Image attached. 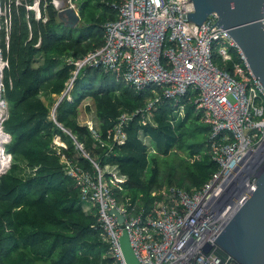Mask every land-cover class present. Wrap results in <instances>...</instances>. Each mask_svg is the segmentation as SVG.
I'll list each match as a JSON object with an SVG mask.
<instances>
[{
	"label": "trees",
	"instance_id": "16d2710c",
	"mask_svg": "<svg viewBox=\"0 0 264 264\" xmlns=\"http://www.w3.org/2000/svg\"><path fill=\"white\" fill-rule=\"evenodd\" d=\"M34 1H0V50L7 62L2 70V100L7 106L2 128L9 135L4 152L11 157L0 175V264H112L94 208L65 174L53 138L61 137L67 148L60 149L75 163L91 173L95 167L57 123L83 145L106 176L113 171L124 179L113 194L133 212L148 210L155 190L190 189L209 179L218 168L208 153L210 126L195 111L196 91L188 89L177 101L158 103L154 124H143L140 115H134L125 127V142L112 144L106 132L120 114L142 108L160 88L150 85L137 91L100 66L79 70L69 95L55 109L56 123L51 117L54 97L66 89L75 69L67 60L103 44V24L117 18V9L110 6L114 0H74L80 22L69 28L58 19L51 0H39L40 17L35 18L34 10L26 7ZM216 46L214 63L230 70L240 60L238 51L230 48L231 60L223 61ZM38 55L41 61L36 64ZM84 98L92 101L108 145H95L88 127L78 122Z\"/></svg>",
	"mask_w": 264,
	"mask_h": 264
},
{
	"label": "built area",
	"instance_id": "2783aa9c",
	"mask_svg": "<svg viewBox=\"0 0 264 264\" xmlns=\"http://www.w3.org/2000/svg\"><path fill=\"white\" fill-rule=\"evenodd\" d=\"M62 1L51 0L57 11ZM67 2L78 10L74 0ZM110 6L117 9V18L103 24V44L67 60L75 69L67 82L70 88L65 90L71 89L85 66H100L137 91L150 85L160 88L142 108L120 114L106 132L112 144L125 142V127L134 115L139 114L143 124L150 123L160 101H177L188 89L196 91L192 102L200 120L210 126L208 153L218 168L199 187L169 186L153 191L151 207L137 212L127 210L113 194V188H121L124 179L113 171L106 176L72 134L75 148L91 161L95 172L69 158L60 149H66V143L56 135L52 145L65 174L74 180L81 199L94 208L112 264H126L119 243L123 229L138 264H240L212 236L249 190L256 188L264 169V87L229 33L217 24L212 26L217 20L215 13L201 25L185 20L193 11L191 0H114ZM36 10L35 18H39ZM262 21L264 28V17ZM215 44L223 61L231 60L230 48L238 51L240 60L234 61L230 70L214 63ZM5 65L7 62L2 68ZM51 115L56 121L55 114ZM82 125L88 127L95 145H108L96 120ZM114 206L123 215V223L110 213Z\"/></svg>",
	"mask_w": 264,
	"mask_h": 264
},
{
	"label": "water",
	"instance_id": "95a60500",
	"mask_svg": "<svg viewBox=\"0 0 264 264\" xmlns=\"http://www.w3.org/2000/svg\"><path fill=\"white\" fill-rule=\"evenodd\" d=\"M191 2L193 11L188 13L185 20L201 25L210 18L211 13H215L217 20L212 26L217 24L229 33L251 71L259 78L264 87V28L262 21L264 0H191ZM59 7L58 19L64 26L73 28L79 24L78 10L70 7L67 0H63ZM64 96L65 94H61L52 113L55 112ZM57 124L61 126L59 123ZM62 129L64 130L63 127ZM65 132L71 135V133ZM255 156L259 157L260 153ZM5 171H2L0 175ZM245 178L246 176L242 178V183ZM110 213L117 217L119 223H123V215L117 207H112ZM212 239L240 264H264V169L258 175L256 188L249 190L212 236ZM119 243L126 264H138L125 229L119 237Z\"/></svg>",
	"mask_w": 264,
	"mask_h": 264
},
{
	"label": "rangeland",
	"instance_id": "374dc122",
	"mask_svg": "<svg viewBox=\"0 0 264 264\" xmlns=\"http://www.w3.org/2000/svg\"><path fill=\"white\" fill-rule=\"evenodd\" d=\"M1 1V0H0ZM34 3L35 4H37V3H39V0H35L34 1ZM33 8H35L34 9V13H35V15H36V12H37V10H36V8H38L39 9V5L36 7V5H31ZM4 15V9L2 8V5H1V2H0V30H1V26H2V24H1V20H2V16ZM7 23V22H6ZM76 33V32H75ZM7 40H8V37L6 36V42H7ZM0 61H1V64H2V62L4 63V62H6V61H4L3 59H2V54H1V50H0ZM40 61H41V57H40V55H38L37 57H36V64H38V63H40ZM2 70H3V68H2ZM1 80H0V102L3 104L2 106H3V108H1L0 110H1V112H2V116H1V119L2 120H4L5 118H6V116H7V106H6V103H5V101L4 100H2V95H3V89H2V75H1V78H0ZM70 81V80H69ZM68 88H70L69 87V85L67 86ZM69 92H70V89L68 90V91H66V90H64L63 92H62V94H67V95H69ZM60 96H61V94L60 95H57V96H55L54 97V104H56V102H58V100L60 99ZM68 98H70V97H68ZM89 107V108H88ZM52 110H54V106L52 107ZM52 112V111H51ZM55 113V112H54ZM51 117H52V115H51ZM89 119H91V120H96L95 119V114H94V108H93V104H92V101L89 99V98H84L82 101H81V103H80V105H79V107H78V122H80V123H82V124H84V123H86V121L87 120H89ZM150 123L151 124H154L155 122H154V119H153V116H151V118H150ZM1 126H2V124H1ZM2 130H3V128H2ZM67 130V129H66ZM4 132V131H3ZM7 135V134H6ZM8 136V135H7ZM5 140V143L3 144V145H5L8 141H9V137H8V139H4ZM3 151H4V147H3ZM5 153V152H4ZM5 155L6 156H9L8 154H6L5 153ZM8 166H7V168L6 169H8V167L10 166V156L8 157ZM5 169V170H6Z\"/></svg>",
	"mask_w": 264,
	"mask_h": 264
},
{
	"label": "bare ground",
	"instance_id": "6f19581e",
	"mask_svg": "<svg viewBox=\"0 0 264 264\" xmlns=\"http://www.w3.org/2000/svg\"><path fill=\"white\" fill-rule=\"evenodd\" d=\"M3 63V62H2ZM1 68H2V64H1V61H0V74H1ZM1 78V77H0ZM1 80V79H0ZM3 104L0 102V109L3 108L2 106ZM1 116H2V112L0 110V173L2 171H4L7 166H8V157L9 156H6L4 151H3V147H4V143H5V138L8 139V136L6 135L5 132H3L2 130V127H1V124H2V119H1Z\"/></svg>",
	"mask_w": 264,
	"mask_h": 264
},
{
	"label": "clouds",
	"instance_id": "9594fccd",
	"mask_svg": "<svg viewBox=\"0 0 264 264\" xmlns=\"http://www.w3.org/2000/svg\"><path fill=\"white\" fill-rule=\"evenodd\" d=\"M34 4H35V3H34ZM35 5H36V4H35ZM38 5H39V3H38ZM31 9H33V10H34L35 8H31ZM36 9H38V8H36ZM38 10H39V9H38Z\"/></svg>",
	"mask_w": 264,
	"mask_h": 264
}]
</instances>
